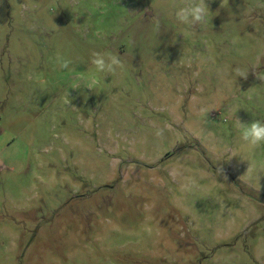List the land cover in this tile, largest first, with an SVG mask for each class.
<instances>
[{
  "label": "rangeland",
  "instance_id": "rangeland-1",
  "mask_svg": "<svg viewBox=\"0 0 264 264\" xmlns=\"http://www.w3.org/2000/svg\"><path fill=\"white\" fill-rule=\"evenodd\" d=\"M206 2L0 0V264H264V0Z\"/></svg>",
  "mask_w": 264,
  "mask_h": 264
},
{
  "label": "clouds",
  "instance_id": "clouds-1",
  "mask_svg": "<svg viewBox=\"0 0 264 264\" xmlns=\"http://www.w3.org/2000/svg\"><path fill=\"white\" fill-rule=\"evenodd\" d=\"M209 14L210 10L206 0H183L182 6L176 8L174 13L176 20L191 30H197L199 26L205 24L207 22ZM262 57H264V53L257 56L255 67L250 70L255 74L258 80L264 82V74L258 75L256 70L261 65ZM55 63L58 69L69 70L72 61L58 53ZM124 63V60H122L121 55H119L118 53L93 52L91 55V64L95 68V73H103L105 74V77L116 74L119 69H123ZM250 70L246 71L240 68H236L235 73L237 77L247 79ZM97 82L98 81L96 79V76L93 75L90 82L86 86L89 89H94ZM197 114L206 117L208 114V110L205 108H201L199 109V112ZM236 120L241 140L251 151L254 152L255 149L264 146V121L257 119L253 120L250 123H244L241 122L239 118H236ZM167 127L168 126H165L163 128L157 127L154 133L155 136L157 138L163 139ZM237 156L240 157L242 161H247L238 153H231L228 160H231L233 157ZM248 164L249 166L245 174L250 179H254L256 184L260 188V179L261 176H264V165H253L249 162ZM216 172L218 175H222V166L218 165ZM183 188L190 190V185L186 184L183 186ZM222 207H226V205L222 204Z\"/></svg>",
  "mask_w": 264,
  "mask_h": 264
}]
</instances>
